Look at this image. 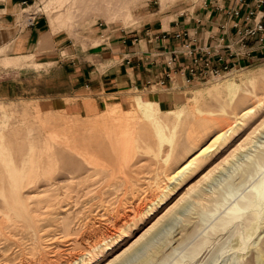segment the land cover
<instances>
[{
	"label": "rangeland",
	"instance_id": "1",
	"mask_svg": "<svg viewBox=\"0 0 264 264\" xmlns=\"http://www.w3.org/2000/svg\"><path fill=\"white\" fill-rule=\"evenodd\" d=\"M203 1L36 0L20 18L46 17L78 36L146 27ZM37 69L25 59L0 62V264H109L150 229L113 264H264V199L255 196L239 219L228 216L264 177V58L208 76L176 106L140 96L93 117L66 111L55 98L65 91L63 75L42 79ZM93 138L100 147L88 143L83 152L115 166L113 185L139 143L146 164L153 162L147 150L171 155L154 206L130 211L123 188L92 180V167L76 173L72 147Z\"/></svg>",
	"mask_w": 264,
	"mask_h": 264
},
{
	"label": "crops",
	"instance_id": "2",
	"mask_svg": "<svg viewBox=\"0 0 264 264\" xmlns=\"http://www.w3.org/2000/svg\"><path fill=\"white\" fill-rule=\"evenodd\" d=\"M248 2L239 17L229 14L235 0H204L184 15L146 27H108L77 36L46 17L21 19L36 0H0V52L5 51L0 62L28 60L42 79L63 75L65 91L55 98L70 113L93 117L104 105L140 96L170 108L208 78V68L224 72L264 58L263 34L240 43V33L254 25L246 18L255 0Z\"/></svg>",
	"mask_w": 264,
	"mask_h": 264
},
{
	"label": "bare ground",
	"instance_id": "3",
	"mask_svg": "<svg viewBox=\"0 0 264 264\" xmlns=\"http://www.w3.org/2000/svg\"><path fill=\"white\" fill-rule=\"evenodd\" d=\"M145 105V104H143ZM119 118V117H118ZM107 125V124H106ZM105 125V126H106ZM100 126V125H99ZM93 129V128H92ZM99 129V128H98ZM106 129V128H105ZM193 129V128H192ZM108 131V130H107ZM193 132V131H192ZM196 131H194V134H195ZM82 133H85V132H82ZM87 133V132H86ZM85 133V134H86ZM106 133V132H105ZM227 133V132H226ZM80 134V133H79ZM84 134V135H85ZM88 134V133H87ZM189 134V133H188ZM191 134V133H190ZM81 135V134H80ZM98 135V134H97ZM104 135H107V134H104ZM171 135V134H170ZM192 135V134H191ZM189 135V136H191ZM82 136V135H81ZM96 136V135H95ZM94 136V137H95ZM166 136V135H164ZM168 136V135H167ZM87 137V135H86ZM97 137V136H96ZM101 137V136H100ZM99 137V138H100ZM108 137V136H107ZM176 137V136H175ZM88 141L91 140L90 138L91 137H88ZM104 138V136L102 137ZM101 138V140H102ZM163 138V137H162ZM161 138V139H162ZM165 138V137H164ZM78 139H80V137H78ZM150 139V138H149ZM168 140V138H166ZM165 139V141H166ZM93 141L92 142H87L86 141H77V144L75 145V148L73 149L72 147V152L75 153L79 160H76V164L74 165V168H77L76 170V173H80L81 171H88L87 168L88 167H92L91 169L93 170V174H92V180L96 181L97 178L98 180L99 179H104L107 183V186H119L121 188H123L126 192V197L128 198L125 202V206L128 208V210H130L131 208L133 210L135 209H138V210H141V206L142 205H147V207L149 206H154V204L156 203L157 201V196H158V190L160 189V183H161V180H162V177L165 175V176H169V172L171 171V167L168 165V162H169V159L171 157L168 156L166 157V159H162L160 156H161V147L157 148V150L153 149V150H144L146 151L145 154L147 155H150L151 159L153 160V162H151V164H146V162H141L140 161V143L135 147L133 148L134 150V153L132 155V158L129 159V161L126 162L124 168L121 169L120 171V174L122 176V180L121 182H119L118 184H111V181L114 182L116 177H117V171L115 169V166H113L111 163H107V159L105 158L104 161H100V162H93V159H91L90 157L86 156V152L84 153L83 150L85 148H87L86 145H88V143H92L94 144V146L96 147L97 146V149H98V146L100 145L99 144V141L96 139L94 140V138L92 139ZM148 140V138H147ZM151 140V139H150ZM149 140V141H150ZM164 140V139H163ZM170 140V139H169ZM139 141V140H138ZM137 141V142H138ZM146 143V141L144 142ZM91 144V145H92ZM102 144V143H101ZM149 144V143H147ZM157 144H158V141H157ZM175 144V143H174ZM148 146V145H147ZM69 147V146H67ZM66 147V149H67ZM84 147V148H83ZM100 147V146H99ZM113 147V146H112ZM143 147V145H142ZM149 148L151 146H148ZM107 148V147H106ZM104 148V149H106ZM153 148V147H152ZM171 148V147H170ZM246 148V144H241L235 151L234 153L232 154V158L235 157V153L239 152V151H242V150H245ZM69 149H71V146L69 147ZM68 149V151H69ZM115 149V148H114ZM203 149V148H202ZM210 148L208 149H205V150H209ZM64 150V148H63ZM103 150V149H102ZM136 150H138L139 152H136ZM101 151V150H100ZM111 151V150H109ZM114 151V150H113ZM71 151L69 153H72ZM105 152V151H104ZM107 152H108V149H107ZM61 153H62V150H61ZM100 154V153H99ZM111 154V153H109ZM139 154V155H137ZM92 155V154H91ZM115 155V154H113ZM75 156V155H74ZM112 156V155H111ZM92 157V156H91ZM106 157V156H105ZM113 157V156H112ZM200 158V157H199ZM91 159V160H90ZM101 159V158H100ZM104 159V158H103ZM112 159V158H111ZM149 159V158H148ZM201 159V158H200ZM113 160V159H112ZM144 161V159H143ZM149 162V161H148ZM199 163V160H193L190 167L191 166H195L196 164ZM200 164L201 161H200ZM82 166V168H81ZM190 167L188 168V170L190 169ZM197 167V166H196ZM200 167V166H199ZM198 167V168H199ZM81 168V169H80ZM199 170V169H198ZM91 171V170H90ZM174 173V172H173ZM172 175V174H171ZM90 177V178H91ZM171 177V176H170ZM207 177V176H206ZM205 177V178H206ZM111 178V179H110ZM110 179V180H109ZM169 179V177H168ZM104 182V181H103ZM93 183V182H92ZM105 183V184H106ZM110 183V184H108ZM103 186V185H102ZM91 187V186H90ZM111 188V187H109ZM106 189V188H105ZM116 189V188H114ZM50 190V189H49ZM118 189H116V192H117ZM195 188H191L189 190V193L194 191ZM20 191V190H19ZM18 191V192H19ZM17 192V191H16ZM46 192V191H45ZM236 192V191H235ZM20 193V192H19ZM19 193L18 196L20 195ZM17 194H16V197H17ZM41 195V194H40ZM233 195V194H231ZM235 195V193H234ZM14 196V195H13ZM39 196V195H38ZM105 196V195H104ZM249 196V195H248ZM255 196H258L259 197V200H263L264 199V177L262 178V180H260V182L258 184L255 185V187L252 189L251 191V195L245 199V206H236L234 208V210H232L230 213H228V216L231 217V218H234V219H239L241 217L244 216V214H246L245 210L247 209H250L251 206L253 205V200L255 198ZM15 197V196H14ZM230 197V196H229ZM39 198V197H38ZM228 198V197H227ZM47 199V198H46ZM199 199V198H198ZM24 201V200H23ZM18 202V201H17ZM19 203V202H18ZM24 203V202H23ZM218 205V204H217ZM223 205L225 204H221V206L223 207ZM21 206V205H20ZM113 206V205H112ZM122 206V205H121ZM221 207V208H222ZM21 207H19V210H20ZM25 208V206H24ZM123 208V207H122ZM145 208V207H144ZM220 208V207H219ZM22 209V208H21ZM125 209V208H124ZM150 209V208H149ZM152 209V208H151ZM127 210V211H128ZM21 211V210H20ZM19 211V212H20ZM25 211V210H24ZM30 211V210H29ZM131 211V210H130ZM128 211V213L130 212ZM153 211V210H152ZM22 212V211H21ZM217 212V211H216ZM25 214V212H23ZM27 213V211H26ZM125 214L127 213L126 211L124 212ZM133 213V212H132ZM136 213V212H135ZM138 214V213H137ZM132 215V214H131ZM134 215V214H133ZM136 215V214H135ZM134 215V217H135ZM144 215V214H143ZM41 216V215H40ZM140 216V215H139ZM130 217V216H129ZM27 218V217H26ZM122 218V217H121ZM127 218V216H126ZM162 218V217H161ZM103 219V218H102ZM106 219H104L105 221ZM111 220V219H110ZM114 220V218H113ZM123 220V219H122ZM160 220V219H159ZM224 220V219H223ZM221 220V221H223ZM228 220V219H227ZM249 223H248V226L246 227V230H249L251 231L253 227L252 226V223H253V219H249ZM220 221V220H219ZM106 222V221H105ZM229 222V221H228ZM227 222V224H228ZM104 223V222H103ZM99 224V223H97ZM106 224V223H105ZM223 224V222H222ZM226 224V223H225ZM226 224V225H227ZM101 227V226H100ZM217 227V226H216ZM104 228V227H103ZM101 228V229H103ZM106 228V227H105ZM219 228V227H217ZM96 229V228H95ZM108 229V228H107ZM150 229V228H149ZM222 229V228H221ZM151 230V229H150ZM150 230L146 231L144 233V235L142 237H140L138 240H136L134 243H132L131 246H129L128 249H126L121 255H116L114 260H112L109 264H113L115 261L119 260L123 255H125L129 250H131L135 245H137L145 236L146 234H148L150 232ZM102 232V231H101ZM214 232H216L214 230ZM94 233V232H93ZM92 233V234H93ZM12 235V234H11ZM95 236V235H94ZM84 237V236H83ZM3 239V238H1ZM0 239V240H1ZM70 239V238H69ZM89 239V238H88ZM83 240V239H82ZM2 241V240H1ZM71 243V242H70ZM1 244V243H0ZM76 244V243H75ZM69 246V245H68ZM71 246V245H70ZM200 246V245H199ZM4 250V249H3ZM2 251V250H1ZM12 253V252H11ZM16 254V253H15ZM6 255H4L5 257ZM12 257V256H11ZM2 258V257H1ZM4 259V258H3ZM71 259V258H70ZM3 261V260H2ZM10 261V260H9ZM7 262V261H5ZM14 263V262H13Z\"/></svg>",
	"mask_w": 264,
	"mask_h": 264
},
{
	"label": "built area",
	"instance_id": "4",
	"mask_svg": "<svg viewBox=\"0 0 264 264\" xmlns=\"http://www.w3.org/2000/svg\"><path fill=\"white\" fill-rule=\"evenodd\" d=\"M249 0H235V5L233 9L229 10V14L231 16L239 17L242 13V8L244 6H247L246 3ZM250 4L249 2L247 3ZM255 8L248 9V21H253L254 25L252 28L245 30L244 32L240 33L241 41L240 43L244 42L248 37H257L259 34L264 35V0H255ZM249 8V6H248ZM31 17L29 18V22L31 21ZM197 63V62H196ZM207 67L209 64H206ZM228 70V68H225V71ZM224 71V72H225ZM193 75H196V71H191ZM218 69H210L208 68L206 71L207 76H216L220 77L222 73Z\"/></svg>",
	"mask_w": 264,
	"mask_h": 264
}]
</instances>
